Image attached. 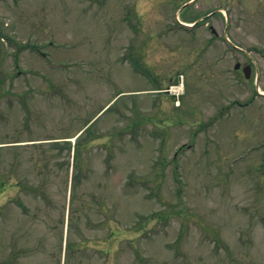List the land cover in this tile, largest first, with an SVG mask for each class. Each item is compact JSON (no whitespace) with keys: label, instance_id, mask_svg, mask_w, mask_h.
<instances>
[{"label":"rangeland","instance_id":"374dc122","mask_svg":"<svg viewBox=\"0 0 264 264\" xmlns=\"http://www.w3.org/2000/svg\"><path fill=\"white\" fill-rule=\"evenodd\" d=\"M191 1L0 0V264H264V0Z\"/></svg>","mask_w":264,"mask_h":264},{"label":"water","instance_id":"95a60500","mask_svg":"<svg viewBox=\"0 0 264 264\" xmlns=\"http://www.w3.org/2000/svg\"><path fill=\"white\" fill-rule=\"evenodd\" d=\"M238 67H239V65H237V68H238ZM244 72H245V74H246V77H247V78H249V77H250V75H249L248 71L245 69V71H244Z\"/></svg>","mask_w":264,"mask_h":264},{"label":"flooded vegetation","instance_id":"af4514ba","mask_svg":"<svg viewBox=\"0 0 264 264\" xmlns=\"http://www.w3.org/2000/svg\"><path fill=\"white\" fill-rule=\"evenodd\" d=\"M247 66H249V65H247ZM247 66H246V67H247ZM242 68H243V67H242ZM242 68H240V69L242 70Z\"/></svg>","mask_w":264,"mask_h":264},{"label":"trees","instance_id":"16d2710c","mask_svg":"<svg viewBox=\"0 0 264 264\" xmlns=\"http://www.w3.org/2000/svg\"><path fill=\"white\" fill-rule=\"evenodd\" d=\"M3 186H5V183H4V185Z\"/></svg>","mask_w":264,"mask_h":264}]
</instances>
